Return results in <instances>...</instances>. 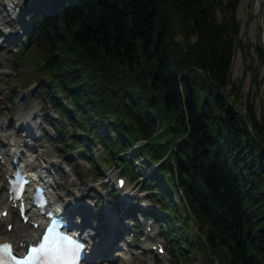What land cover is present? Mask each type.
<instances>
[{"label":"trees","instance_id":"1","mask_svg":"<svg viewBox=\"0 0 264 264\" xmlns=\"http://www.w3.org/2000/svg\"><path fill=\"white\" fill-rule=\"evenodd\" d=\"M237 4L59 0L51 14L32 8L28 34L16 40L17 61L29 65L22 81L42 86L70 122L54 124L65 151L72 140L97 175L110 164L135 178L167 154L154 171L166 190L152 176L143 186L158 188L167 212L158 222L181 264L184 249L199 247L190 212L220 264H264V120L252 105L245 115L237 108L238 85L226 93ZM179 33L185 50L173 41ZM98 143L109 157L96 155Z\"/></svg>","mask_w":264,"mask_h":264},{"label":"rangeland","instance_id":"2","mask_svg":"<svg viewBox=\"0 0 264 264\" xmlns=\"http://www.w3.org/2000/svg\"><path fill=\"white\" fill-rule=\"evenodd\" d=\"M14 2L15 0L13 2L0 0V9H2L3 13L8 14L7 18L12 19L13 24L12 28L0 25V45L2 44L0 48V123L10 124L9 128L11 130L22 128L19 133L24 134L25 138L30 139L33 136L42 142L43 146L37 147L35 153H40V159H42L43 164H48L52 170L58 172L53 176L57 184L53 188V192L60 195L62 202L72 201L74 206L76 203V216L81 217L87 213L85 215L86 226L92 231L93 229L96 230L105 221V216L100 213L103 211V201L106 200L104 192L107 190L108 193L109 189L114 186L115 176L118 175L119 169L107 166V174L104 178L99 179L95 176L93 166L85 153H81L78 150H71L67 153L62 152L55 132L51 129L48 122L45 121L46 114L58 119L59 114L52 110L51 105L44 97V88L42 86L37 88V86L33 87L31 85L26 91L21 88L17 97H14V86L22 78L20 71L28 69L27 64H22L20 61L17 62L14 55L16 50L14 40L28 25L25 14L27 8L25 2L18 6ZM10 5L16 10L9 9ZM216 16L220 19L222 13L217 10ZM236 18L239 23V31L232 55L235 63L234 65L230 63L229 69L231 70L229 71L228 69L230 74L228 88H231V85H238L240 87V109L245 111L246 105L252 104L256 116L263 118L264 75H261V68L264 66V45L262 41L264 0H238ZM64 120L69 125V122L66 119ZM98 149L97 155L106 154L104 146L99 145ZM28 158H31V156H28ZM68 169L69 171H67ZM145 173L147 174L148 171L146 170ZM101 182H106L105 190L103 188L100 189L99 185ZM68 193L71 194L67 195ZM100 193L103 195L101 196ZM142 194L138 192L136 183L127 178L125 190L123 193L120 192L117 198L118 200L119 198L121 199L123 206L127 202H131L139 207H147L149 205L152 208H157V205L150 198L143 197L140 199L139 196ZM123 196L127 197L124 198ZM76 198H79L78 202ZM118 213L120 217L123 210ZM137 218L142 220L139 227H135L130 219L126 222L121 218L125 230L132 231L134 235L124 233L121 237L118 236L115 239L114 246H122L125 250H121V248H117V251L110 250V253L115 257V261L112 264H148L154 252L147 251L149 246L144 241L147 224H150L153 232L165 245V254L160 255L156 259V263L173 264L175 260L172 256L171 242L163 235V230L159 229L150 219L144 220L138 214ZM107 224L108 226L100 232L104 231L105 233V230H110L111 220H107ZM1 226L4 231V224L2 223ZM119 238L121 242H119ZM193 239L200 247L195 258L192 254L187 253L188 261L192 264H208L210 255H208L203 241H198L197 234L194 235ZM105 240L108 241L109 238L106 236ZM120 254H124V259L121 260Z\"/></svg>","mask_w":264,"mask_h":264},{"label":"bare ground","instance_id":"3","mask_svg":"<svg viewBox=\"0 0 264 264\" xmlns=\"http://www.w3.org/2000/svg\"><path fill=\"white\" fill-rule=\"evenodd\" d=\"M7 16H8V14L3 13L2 9H0V25H2V27L12 28L13 27L12 19H8ZM177 35H175L173 37V41L181 47V45L176 40ZM194 40H195V37L192 38V41H194ZM1 45H0V48H1ZM181 48L183 50H185L186 49V43H185L184 48L183 47H181ZM234 63H235V59L233 61V65H234ZM261 75H264V66L261 68ZM226 93L231 94V96H232V92L230 91V88L226 89ZM239 98H240V89H238V99H234V103L238 109H240V107H239L240 99ZM248 105H252V104H247L245 111H242L240 109L244 115L248 113V109H247ZM253 112L255 114V111H253ZM255 117L257 118V120L259 122H261V124H263L264 117L258 118L256 116V114H255ZM247 124H249L248 121H247ZM160 131H161V128H160ZM2 132H6V136H4L3 134H0V155H1V158H3V157L5 158V163L0 164V166H1V169L4 171V173H8L7 171L10 169V166L12 164V157L16 153H18L19 150H20L21 162H26V163H24L25 165L30 164L32 167H37L35 165V161H39V159L41 157H40L39 153H33V152H35V149H32L31 147H40L42 145V142L41 141L38 143H36V141H32V142L29 141L28 142V140L23 138V136H19V138H17L14 141L13 138L15 136H17L19 133L17 134V132H16V134H15L14 130H11L7 126L5 127L3 124H0V133H2ZM10 145H12L13 147L15 145L17 147L14 150H11V148H9ZM25 147H26V150L29 151V155L33 158V161L30 163L27 162V158H26L27 155L23 152ZM38 169L46 178L49 179L52 186L56 185V183H54V180L49 178V176L51 175V169L49 167H47L46 165L40 164V168H38ZM144 171H146V170H144ZM4 183H5L4 180L0 181V210L4 209L10 205V201L7 199V194H6V189L4 187ZM55 199L58 200V196H56ZM70 205H71V202H62L61 203V207L63 206L65 209H69V210H70V208H69ZM192 217H193V215H192ZM4 222L5 223H9V222L13 223V227L10 231H8L7 229L4 231L2 230V226H1L2 224L1 223H4ZM36 231L37 230L33 229L31 227V225L21 222L17 218V216L12 214L11 212H9L5 218L0 219V241H3V240L13 241V243L15 244V247H18V242L20 239L32 240L35 236ZM83 231H85L84 228H83ZM155 243L156 242H153V243H151V245L155 244ZM121 259H122V257H121ZM103 264H105V263H103Z\"/></svg>","mask_w":264,"mask_h":264},{"label":"snow or ice","instance_id":"4","mask_svg":"<svg viewBox=\"0 0 264 264\" xmlns=\"http://www.w3.org/2000/svg\"><path fill=\"white\" fill-rule=\"evenodd\" d=\"M45 243H41L39 248H33L32 253H52L53 260H64L68 258V253L62 250L56 241L49 243V237H44ZM79 246H77L78 248ZM10 255V249L8 245L0 246V264H5V258ZM33 257L24 261H17L16 264H32Z\"/></svg>","mask_w":264,"mask_h":264},{"label":"water","instance_id":"5","mask_svg":"<svg viewBox=\"0 0 264 264\" xmlns=\"http://www.w3.org/2000/svg\"><path fill=\"white\" fill-rule=\"evenodd\" d=\"M179 29H180V27H179ZM176 40H177V42L181 45V47L184 48L185 43H186L185 38H184L183 36H181L180 34H178ZM262 41H263V45H264V29H263V32H262ZM232 63H233V57H232V59H231V65H232ZM230 70H231V69H229V71H230ZM213 264H218V263H217V261L215 260Z\"/></svg>","mask_w":264,"mask_h":264}]
</instances>
